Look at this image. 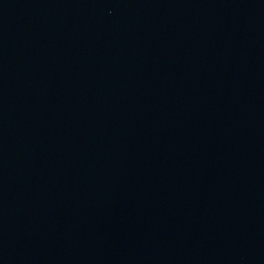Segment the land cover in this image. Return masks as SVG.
<instances>
[{
    "label": "water",
    "instance_id": "1",
    "mask_svg": "<svg viewBox=\"0 0 264 264\" xmlns=\"http://www.w3.org/2000/svg\"><path fill=\"white\" fill-rule=\"evenodd\" d=\"M0 264H264V0H0Z\"/></svg>",
    "mask_w": 264,
    "mask_h": 264
}]
</instances>
